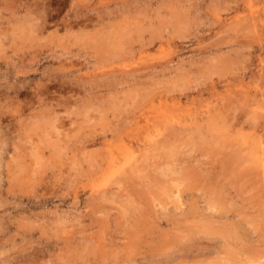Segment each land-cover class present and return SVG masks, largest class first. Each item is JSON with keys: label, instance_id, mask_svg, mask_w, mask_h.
<instances>
[{"label": "rangeland", "instance_id": "obj_1", "mask_svg": "<svg viewBox=\"0 0 264 264\" xmlns=\"http://www.w3.org/2000/svg\"><path fill=\"white\" fill-rule=\"evenodd\" d=\"M263 157L264 0H0V264H264Z\"/></svg>", "mask_w": 264, "mask_h": 264}, {"label": "bare ground", "instance_id": "obj_2", "mask_svg": "<svg viewBox=\"0 0 264 264\" xmlns=\"http://www.w3.org/2000/svg\"><path fill=\"white\" fill-rule=\"evenodd\" d=\"M248 101V100H247ZM253 102V101H252ZM240 107V106H239ZM132 154V153H131ZM114 156V155H113ZM237 156V155H236ZM264 158V157H263ZM115 159V158H114ZM111 164V163H110ZM183 168V167H182ZM193 181V180H192ZM115 200V199H114ZM198 217H200V216H198ZM193 218V217H192Z\"/></svg>", "mask_w": 264, "mask_h": 264}]
</instances>
